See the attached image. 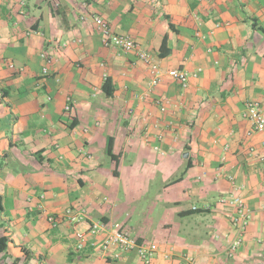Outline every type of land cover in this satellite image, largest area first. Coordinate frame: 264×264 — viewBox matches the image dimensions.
<instances>
[{
  "label": "crops",
  "instance_id": "obj_1",
  "mask_svg": "<svg viewBox=\"0 0 264 264\" xmlns=\"http://www.w3.org/2000/svg\"><path fill=\"white\" fill-rule=\"evenodd\" d=\"M94 16L152 57L157 87L135 51L103 46ZM251 101L264 108V0H0V264H146L102 252L103 234L77 249L94 223L156 244L148 264H264ZM228 176L251 212L233 255ZM67 208L85 222L68 224Z\"/></svg>",
  "mask_w": 264,
  "mask_h": 264
},
{
  "label": "built area",
  "instance_id": "obj_2",
  "mask_svg": "<svg viewBox=\"0 0 264 264\" xmlns=\"http://www.w3.org/2000/svg\"><path fill=\"white\" fill-rule=\"evenodd\" d=\"M93 21L102 34L103 46L117 48L125 52L135 51L138 59L148 66L150 76L149 90L157 87L161 82L163 74L152 57L146 51L142 50L129 36L111 32L107 22L101 17L94 16ZM40 56L46 63L42 68V74L47 75L48 65L52 62V56L45 52H42ZM167 75L175 80L182 88L188 86L189 74L186 71L173 69L170 70ZM164 103L167 104L168 101L161 104L162 110L164 109ZM71 106L72 100L66 98L65 110L70 111L72 108ZM243 117L249 121L252 131L257 133L264 132V108L258 101H251L246 104ZM228 180L234 188L228 197L222 198L220 201L222 203H228L234 210L231 218V226L234 234L232 240L228 244V251L230 255H233L243 243L244 234L251 218V212L243 198L239 195V190L241 188L234 185V178L228 176ZM62 219L72 226H77L85 222L86 216L82 211H74L71 208H67L62 213ZM47 220L55 224V219L51 215L47 216ZM102 234L104 237L100 244L101 250L106 254H111V250H115V252H112V257L114 258H118L122 253L135 251L137 256L143 260L144 263L148 264L159 252V248L156 244L138 241L126 231H108L101 223H94L85 230H76L74 237L77 249H82L89 239ZM164 257L168 258L169 255L165 254ZM176 264H195V261L192 256L184 255L177 260Z\"/></svg>",
  "mask_w": 264,
  "mask_h": 264
},
{
  "label": "trees",
  "instance_id": "obj_3",
  "mask_svg": "<svg viewBox=\"0 0 264 264\" xmlns=\"http://www.w3.org/2000/svg\"><path fill=\"white\" fill-rule=\"evenodd\" d=\"M164 44V43H163ZM163 44L161 46L162 50L160 51V55L163 54ZM167 52H164V54H166ZM111 86H110V80H106L103 84V91L105 92L106 96H110L111 95ZM110 146L108 147V153L110 152ZM5 249V240L0 238V252H2Z\"/></svg>",
  "mask_w": 264,
  "mask_h": 264
},
{
  "label": "rangeland",
  "instance_id": "obj_4",
  "mask_svg": "<svg viewBox=\"0 0 264 264\" xmlns=\"http://www.w3.org/2000/svg\"><path fill=\"white\" fill-rule=\"evenodd\" d=\"M142 208V207H141ZM140 208H139V206H136L135 208H134V210H133V212L132 213H134V215H133V217L136 215V217L138 216V218L141 220V213H140Z\"/></svg>",
  "mask_w": 264,
  "mask_h": 264
}]
</instances>
